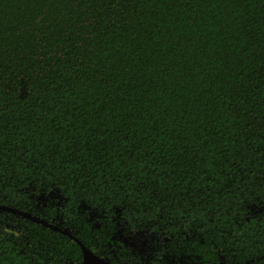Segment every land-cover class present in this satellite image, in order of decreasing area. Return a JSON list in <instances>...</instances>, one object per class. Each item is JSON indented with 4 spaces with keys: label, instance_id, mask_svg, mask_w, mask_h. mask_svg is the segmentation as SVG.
Masks as SVG:
<instances>
[{
    "label": "trees",
    "instance_id": "trees-1",
    "mask_svg": "<svg viewBox=\"0 0 264 264\" xmlns=\"http://www.w3.org/2000/svg\"><path fill=\"white\" fill-rule=\"evenodd\" d=\"M0 264H264V0H0Z\"/></svg>",
    "mask_w": 264,
    "mask_h": 264
},
{
    "label": "water",
    "instance_id": "water-1",
    "mask_svg": "<svg viewBox=\"0 0 264 264\" xmlns=\"http://www.w3.org/2000/svg\"><path fill=\"white\" fill-rule=\"evenodd\" d=\"M0 210H6V211H11L17 215H21L23 217H26L28 219H31L35 222L41 223L45 226L51 227L52 229L55 230H59L65 234H68L70 236H72L71 232L68 229H62L60 227H58L55 224H51L48 221L39 218L37 216L31 215L30 213L21 211V210H17L15 208H11V207H6L3 205H0ZM75 241L80 245L81 250H82V254H83V260L85 264H125V263H114L111 262L110 260L104 258V257H100L96 254H94L92 251H90L86 246H84L79 240H77L76 238H74Z\"/></svg>",
    "mask_w": 264,
    "mask_h": 264
}]
</instances>
